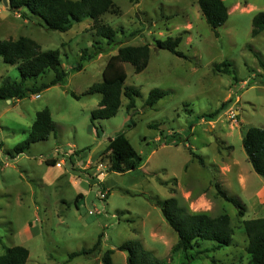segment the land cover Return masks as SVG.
<instances>
[{
	"label": "rangeland",
	"instance_id": "obj_1",
	"mask_svg": "<svg viewBox=\"0 0 264 264\" xmlns=\"http://www.w3.org/2000/svg\"><path fill=\"white\" fill-rule=\"evenodd\" d=\"M112 2L116 8L99 23L114 31L112 41L96 34L91 19L66 32L50 31L27 10L25 20L22 11L0 4V40L26 37L41 51L57 49L67 72L60 85L10 103L0 100V254L22 246L29 252L26 264H102L111 249L113 264H127V253L117 247L136 242L153 253L152 264H250L243 221L264 218V181L248 162L242 137L249 127L264 129V31L251 34L264 0H223L228 19L215 31L197 0ZM177 36L183 57L155 44ZM145 44L150 53L144 70L123 64L134 107L128 110L122 96L115 116L93 120L102 96L88 91L102 82L109 58L121 47ZM222 62L230 64V74L214 69ZM79 63L81 69H74ZM53 77L48 70L27 83L39 86ZM19 79L17 66L0 58V86ZM155 89L165 95L149 106ZM44 108L54 132L13 154ZM120 134L142 160L124 174L109 172V155L103 154ZM218 189L242 205V216ZM172 197L191 213L227 214L231 245L208 253L173 252L177 234L160 209ZM98 239L92 254L69 258ZM209 246L203 243L200 250Z\"/></svg>",
	"mask_w": 264,
	"mask_h": 264
},
{
	"label": "trees",
	"instance_id": "obj_2",
	"mask_svg": "<svg viewBox=\"0 0 264 264\" xmlns=\"http://www.w3.org/2000/svg\"><path fill=\"white\" fill-rule=\"evenodd\" d=\"M10 11L21 12V17L27 20L23 10L38 16L46 30L66 32L74 23L84 19H91L93 29L98 36L113 40L114 31L107 26L100 25V18L107 12H112L116 6L112 0H6ZM3 0H0V4ZM199 10L212 30L222 26L228 19V9L223 0H197ZM264 31V12H259L252 18L253 36ZM216 34V33H215ZM181 37H168L165 40L156 41L157 48L167 50L172 54L183 57L177 48L181 43ZM149 45L124 46L118 49L107 61L102 71V82L93 85L88 93L98 92L101 100L98 107L91 112V118L109 119L116 115L121 104V97L129 100L127 109L134 107L133 95L135 91L124 88L126 74L123 64L128 63L134 72H141L148 64ZM92 54H83L81 61L91 59ZM0 58L9 65H16L20 74L19 81L6 82L0 86V100H21L28 95L38 94L52 86L62 84L67 77V72L61 67L59 50L41 51L40 46L33 40L20 37L17 40H0ZM74 69L80 70L81 63ZM214 69L224 74H230V64L222 62L215 65ZM52 71L53 79L39 86L29 85V79ZM165 95L159 90H152L148 94L147 105H154ZM73 97H77L72 94ZM55 130L51 114L47 108L38 111L30 126L27 139L13 150L18 155L28 149L30 144L45 141ZM242 147L253 171L264 181V129L249 127L242 137ZM103 154L109 155L107 170L118 174H124L137 169L141 164V158L136 153L128 139L123 135H117L109 140ZM193 154V153H192ZM199 162L202 159L195 155ZM218 194L228 203L239 209V215H243L242 205L234 198L226 195L218 189ZM80 196V195H79ZM79 198V197H78ZM77 198V199H78ZM161 213L165 221L177 234V243L172 251H188L197 249V253H208L221 250L232 243L233 228L231 219L227 214L210 216L207 213H191L186 207L179 204L175 198H168L160 205ZM243 229L247 238L246 252L250 256V264H264V218H255L243 221ZM208 243L210 246L200 250V245ZM99 239L89 250H81L71 253L70 259L78 256L92 254L98 249ZM119 251L127 253V264H152L153 253L145 251L139 243L126 242L117 247ZM200 250V251H199ZM113 250H106L101 257L102 264H113ZM29 252L22 246L4 248L0 254V264H26ZM213 264H223L214 262Z\"/></svg>",
	"mask_w": 264,
	"mask_h": 264
},
{
	"label": "crops",
	"instance_id": "obj_3",
	"mask_svg": "<svg viewBox=\"0 0 264 264\" xmlns=\"http://www.w3.org/2000/svg\"><path fill=\"white\" fill-rule=\"evenodd\" d=\"M9 103H10V102H9ZM86 162H87V164L90 165L89 160H87ZM46 164H48V165H50V166H53V167H61V164H60V163H54V161H53V162H52V161H51V162L46 161ZM91 165H92V164H91ZM79 195H80V196H78V197L80 198V197H81V194H79ZM78 197H77V198H78ZM79 198H78V199H79ZM78 199H77V200H78Z\"/></svg>",
	"mask_w": 264,
	"mask_h": 264
},
{
	"label": "water",
	"instance_id": "obj_4",
	"mask_svg": "<svg viewBox=\"0 0 264 264\" xmlns=\"http://www.w3.org/2000/svg\"><path fill=\"white\" fill-rule=\"evenodd\" d=\"M3 5L5 6V7H7V1L6 0H3ZM7 102L9 103L10 101L9 100H7Z\"/></svg>",
	"mask_w": 264,
	"mask_h": 264
},
{
	"label": "built area",
	"instance_id": "obj_5",
	"mask_svg": "<svg viewBox=\"0 0 264 264\" xmlns=\"http://www.w3.org/2000/svg\"><path fill=\"white\" fill-rule=\"evenodd\" d=\"M38 97H39V95H36V96H35V98H38Z\"/></svg>",
	"mask_w": 264,
	"mask_h": 264
}]
</instances>
